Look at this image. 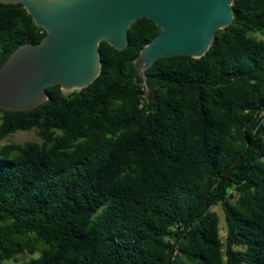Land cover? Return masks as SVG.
<instances>
[{"label": "trees", "instance_id": "trees-1", "mask_svg": "<svg viewBox=\"0 0 264 264\" xmlns=\"http://www.w3.org/2000/svg\"><path fill=\"white\" fill-rule=\"evenodd\" d=\"M232 10L200 59H159L144 82L134 60L160 29L140 19L124 50L99 44L87 88L0 109V264H264V0ZM44 35L0 4V67Z\"/></svg>", "mask_w": 264, "mask_h": 264}, {"label": "water", "instance_id": "water-1", "mask_svg": "<svg viewBox=\"0 0 264 264\" xmlns=\"http://www.w3.org/2000/svg\"><path fill=\"white\" fill-rule=\"evenodd\" d=\"M234 0H0L21 5L45 31L36 44L19 46L0 67V109L31 111L48 100L46 89L82 90L101 73L99 44L118 51L128 45V30L140 19L160 29L134 60L138 75L157 60L204 57L215 33L234 20Z\"/></svg>", "mask_w": 264, "mask_h": 264}, {"label": "rangeland", "instance_id": "rangeland-1", "mask_svg": "<svg viewBox=\"0 0 264 264\" xmlns=\"http://www.w3.org/2000/svg\"><path fill=\"white\" fill-rule=\"evenodd\" d=\"M262 117H263L262 124L264 125V114L262 115ZM38 141H39V138H38L36 132L30 131V132L15 133V134L11 135L10 137H8L2 144H7L10 142L18 143V144H24L26 142H38ZM211 211L216 213V215L218 216L219 236H220L222 243L224 244L225 243V237H226V224H225V220H224L223 211L219 205L212 207ZM31 257H33V256H30L27 253H24V254L17 256L16 261H5V262H3V264H20L23 261H28Z\"/></svg>", "mask_w": 264, "mask_h": 264}, {"label": "built area", "instance_id": "built-area-1", "mask_svg": "<svg viewBox=\"0 0 264 264\" xmlns=\"http://www.w3.org/2000/svg\"><path fill=\"white\" fill-rule=\"evenodd\" d=\"M263 114H264V113H262L261 116H262ZM262 119H263V117H262ZM261 123H262V120H261Z\"/></svg>", "mask_w": 264, "mask_h": 264}]
</instances>
